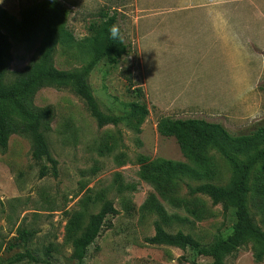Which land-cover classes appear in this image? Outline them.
Segmentation results:
<instances>
[{
  "label": "rangeland",
  "instance_id": "obj_1",
  "mask_svg": "<svg viewBox=\"0 0 264 264\" xmlns=\"http://www.w3.org/2000/svg\"><path fill=\"white\" fill-rule=\"evenodd\" d=\"M43 0H0V30L11 43L6 81L24 70L39 52L45 26L39 19L19 25L22 11ZM69 9L58 35L54 62L61 70L79 69L93 57L80 42L101 11L117 12L130 56L114 66L104 57L89 76L100 109L125 116L135 101L124 74L132 71L145 93L150 114L140 131L133 119L99 127L86 103L71 88L44 87L35 104L52 108L47 134L59 176L39 177L30 139L10 138L0 149V264H77L73 241L90 217L111 202L100 236L81 264H212L195 250L152 245L160 223L168 233L191 234L202 244L233 232L225 212L190 187L225 186L232 171L209 147V160L197 178L175 177L153 166L156 159L188 163L175 138L161 136L162 117L198 118L219 123L235 134L264 122V0H59ZM12 16L14 21L6 15ZM264 165L251 178L248 205L264 229ZM34 233L24 244L20 232ZM227 264L257 263L248 244Z\"/></svg>",
  "mask_w": 264,
  "mask_h": 264
},
{
  "label": "trees",
  "instance_id": "obj_2",
  "mask_svg": "<svg viewBox=\"0 0 264 264\" xmlns=\"http://www.w3.org/2000/svg\"><path fill=\"white\" fill-rule=\"evenodd\" d=\"M69 9L59 0H43L22 11L19 25H26L39 19L44 22L45 32L38 55L32 59L24 70L6 81L7 66L11 60V43L8 36L0 30V149L6 151L10 138L21 135L32 143V157L41 164L39 177L59 176V162L52 155L47 139L51 132L54 118L52 108H42L35 104V97L44 87L71 88L86 103L92 117L99 127L119 125L124 119H133L140 131L150 109L145 102V93L134 79L132 71L124 74L128 82V92L136 100L126 106L129 112L125 116L104 113L93 94L89 76L104 57H111L112 64L118 66L130 56V48L122 40H113L109 28L119 25L117 12L101 11L99 18L89 26L90 35L80 44L93 50L92 59L84 66L74 70H61L56 67L54 56L59 44L58 35L74 41L72 33L65 27ZM6 17L15 22L12 16ZM120 27V25H119ZM158 133L167 138H175L188 163L166 159H156L152 164L161 171L175 177L197 178L201 174V165L209 160L202 152L207 148L216 149L231 168L230 182L225 186L203 183L190 187L191 194H204L214 204H221L225 212H232L234 217L233 232L223 237L218 235L210 244H202L191 234L168 233L160 224H156L155 235L147 239L152 245H167L183 251L195 250L200 256L213 259L212 264H227L226 260L234 256L248 244L253 246V257L257 263L264 261V229L252 216L248 199L251 192V178L254 171L264 165V122L248 133L235 134L219 123L204 119H177L162 117L157 123ZM264 193V181L262 185ZM118 214L111 202H107L90 221L83 233L73 241L71 259L81 264L87 256L89 247L100 236L107 218ZM34 233L20 232L24 244L34 238Z\"/></svg>",
  "mask_w": 264,
  "mask_h": 264
},
{
  "label": "clouds",
  "instance_id": "obj_3",
  "mask_svg": "<svg viewBox=\"0 0 264 264\" xmlns=\"http://www.w3.org/2000/svg\"><path fill=\"white\" fill-rule=\"evenodd\" d=\"M109 35L113 40H122L120 27L117 24H113L109 28Z\"/></svg>",
  "mask_w": 264,
  "mask_h": 264
}]
</instances>
